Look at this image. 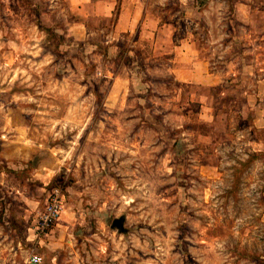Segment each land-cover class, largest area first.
I'll return each mask as SVG.
<instances>
[{"label":"rangeland","instance_id":"rangeland-1","mask_svg":"<svg viewBox=\"0 0 264 264\" xmlns=\"http://www.w3.org/2000/svg\"><path fill=\"white\" fill-rule=\"evenodd\" d=\"M211 1L148 0L196 39L206 75L189 87L132 35L72 34L62 0H0V132L32 145L9 165L38 195L9 231L18 193H1L0 264L32 245L40 264H264V22L248 21L264 0ZM55 188L59 218L32 244Z\"/></svg>","mask_w":264,"mask_h":264},{"label":"crops","instance_id":"crops-1","mask_svg":"<svg viewBox=\"0 0 264 264\" xmlns=\"http://www.w3.org/2000/svg\"><path fill=\"white\" fill-rule=\"evenodd\" d=\"M62 1L64 5L62 13L60 14L61 20L66 24L65 26H68L72 34H77L83 38L86 36L89 37V35H96L97 33L107 35L109 31L115 38L123 37V35L126 34L127 36L132 35L131 43L132 46H136L137 50H140V52L142 49L148 50L152 57L166 59L163 60L165 67L163 66L164 68H161L165 74L171 75L174 80L189 87H198V85L203 83L206 69H204L200 62H196L190 58L196 53V39L190 37L191 35L189 34L177 38L173 22L170 20H162L160 15L153 10L154 5L150 2V5L148 4V0ZM158 2L162 4L161 1ZM211 4H213V1L208 0V4L205 5V8L203 7V14L207 13L206 8H212ZM250 8L254 9L250 12L252 14L248 21L252 22L253 20L251 21V18L257 14L258 18H263L260 20L258 19V24H263L264 11L262 8L249 5V10ZM256 19L254 22H256ZM165 61H168V63ZM15 142L14 140L10 141L8 139V134L6 132H0V197L1 193H9V191L13 189L18 193L14 195L13 202L10 203L12 206L11 210H14L13 217H11L12 219L10 221L5 222L11 225L8 228L9 231L15 229L12 223L15 225L16 222H19L20 218L24 220L27 217L30 218L35 212L38 204V195L27 194L24 186L19 188V182L15 180L16 176L14 174V172H18V169L14 171L9 165L14 163V160L17 159H20L21 162H27L30 156V151H27V147L32 148V145L27 143L25 147V145L21 146L19 144H14ZM33 156H35V154H33ZM37 165L38 164H33V169L37 168ZM2 203L0 198V214H2ZM10 204L7 205V207H10ZM5 214H7L8 218L11 216L10 211L7 209ZM29 229L32 231V235L28 236L26 239L34 244L36 242L35 240L40 239L42 235L40 237L36 236L35 225L33 228ZM20 246L21 242L18 241L16 243V248H20ZM30 249V252H35L33 245ZM28 255L29 252L24 256V263Z\"/></svg>","mask_w":264,"mask_h":264},{"label":"built area","instance_id":"built-area-1","mask_svg":"<svg viewBox=\"0 0 264 264\" xmlns=\"http://www.w3.org/2000/svg\"><path fill=\"white\" fill-rule=\"evenodd\" d=\"M63 194L60 189L55 188L50 194L44 208L39 212L35 223L36 236L45 234L58 220L62 209ZM41 256L36 252H29L24 264H40Z\"/></svg>","mask_w":264,"mask_h":264},{"label":"water","instance_id":"water-1","mask_svg":"<svg viewBox=\"0 0 264 264\" xmlns=\"http://www.w3.org/2000/svg\"><path fill=\"white\" fill-rule=\"evenodd\" d=\"M32 264H35V263H32Z\"/></svg>","mask_w":264,"mask_h":264},{"label":"trees","instance_id":"trees-1","mask_svg":"<svg viewBox=\"0 0 264 264\" xmlns=\"http://www.w3.org/2000/svg\"><path fill=\"white\" fill-rule=\"evenodd\" d=\"M116 15V14H115ZM114 17V16H113Z\"/></svg>","mask_w":264,"mask_h":264}]
</instances>
